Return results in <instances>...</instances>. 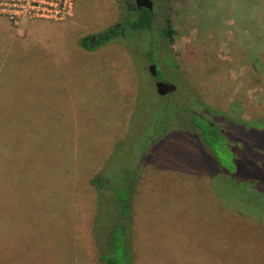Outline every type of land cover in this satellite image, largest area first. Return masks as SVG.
<instances>
[{"label":"rangeland","instance_id":"rangeland-1","mask_svg":"<svg viewBox=\"0 0 264 264\" xmlns=\"http://www.w3.org/2000/svg\"><path fill=\"white\" fill-rule=\"evenodd\" d=\"M152 1L144 33L127 24L134 0H76L61 22L0 16V264H100L129 177L134 264H264V169L243 156L264 139L226 118L235 136L204 140L192 95L264 129V0ZM151 63L175 92L157 93Z\"/></svg>","mask_w":264,"mask_h":264},{"label":"trees","instance_id":"trees-1","mask_svg":"<svg viewBox=\"0 0 264 264\" xmlns=\"http://www.w3.org/2000/svg\"><path fill=\"white\" fill-rule=\"evenodd\" d=\"M154 22V13L153 11L147 9V8H141L140 9V15L136 17V19H132L127 22L129 23L130 28L133 30V32H140L144 33L147 30L151 29ZM124 25L116 24L113 27V32L110 33L109 31L106 32L107 39L103 34L100 35V38L96 41V43L91 41V38L85 37L83 40V45L87 49H94L96 46L100 45L102 42H107L118 34L117 31L121 30L122 34H124ZM123 27L122 29L120 27ZM160 33L164 36H166L169 40V43H172L174 41V37L176 36V30L172 24V19L167 18L165 22V26L161 29ZM261 43L257 46H260ZM263 45V44H262ZM168 46V44H167ZM264 46V45H263ZM258 49H260L258 47ZM261 50V49H260ZM168 51V50H167ZM166 59H164L168 64H176L178 66V63L173 59V55H171L168 51L165 55ZM192 95L196 96L195 101L200 102V106H204V112L198 113V115H194L195 118L200 119L203 123L202 126H199V128L202 130V136L205 140L208 139V136H213V138L217 140H226L227 138L234 135L233 128H228L226 124L222 122V119H229V121L232 124H235L237 128L243 129L245 132H256L260 133L264 139V129L260 128H251L248 127L245 123H242L230 116H227L225 114H221L217 110H212L211 108L207 107L204 102H202L198 95L193 93ZM190 110L191 112H197L198 108ZM212 112L213 116L215 117V121L207 119L208 113ZM207 114V115H206ZM216 121L220 124V127L216 123ZM235 122V123H234ZM228 133V137H225L224 134ZM244 138V136H243ZM244 142H247L251 145L249 146L252 151H254L257 146L252 143L251 140L243 139ZM234 139H238L234 138ZM262 149L263 153H260L259 156H255L250 152L248 148H245V151L248 153H244L243 156H246L252 165L254 167H261L264 169V148ZM249 155V156H248ZM256 165V166H255ZM261 180L264 181V176L260 177ZM128 183V184H127ZM95 187L98 188L100 183V179L95 180L94 182ZM126 188H119L116 191V197L114 198L116 201L115 209L113 218H115V222L113 223L112 227L107 230V234L103 237L99 238L97 237V244L99 246L98 251V259L100 264H134V253H133V244H134V236L135 231L131 228V222H132V211L134 206V198L137 193V190L139 188V184L137 183V177L132 179L129 177V180L126 182L125 185ZM122 190V191H120ZM101 242V245L99 244Z\"/></svg>","mask_w":264,"mask_h":264},{"label":"built area","instance_id":"built-area-1","mask_svg":"<svg viewBox=\"0 0 264 264\" xmlns=\"http://www.w3.org/2000/svg\"><path fill=\"white\" fill-rule=\"evenodd\" d=\"M76 0H0V16L14 23L23 19L63 21L74 15Z\"/></svg>","mask_w":264,"mask_h":264},{"label":"water","instance_id":"water-1","mask_svg":"<svg viewBox=\"0 0 264 264\" xmlns=\"http://www.w3.org/2000/svg\"><path fill=\"white\" fill-rule=\"evenodd\" d=\"M136 6L138 8H147L151 11H153V7H154V3L152 0H136ZM150 72L154 75L157 76L158 72H157V67L154 64H151L149 66ZM156 89L157 92L161 95V96H165L167 94L173 93L177 90V85L173 84V83H167L164 81H157L156 82Z\"/></svg>","mask_w":264,"mask_h":264},{"label":"flooded vegetation","instance_id":"flooded-vegetation-1","mask_svg":"<svg viewBox=\"0 0 264 264\" xmlns=\"http://www.w3.org/2000/svg\"><path fill=\"white\" fill-rule=\"evenodd\" d=\"M131 4L134 5V8H138V7L136 6V0H134V2H131ZM138 9H141V8H138ZM119 25H120V24H119ZM120 28L122 29L123 27L121 26ZM107 31H109L110 33H114V32H113V28H109ZM107 31H106V32H107ZM120 31H121V30H120ZM106 32H104L103 35H104L105 38L107 39V34H106ZM117 32H118V31H117ZM95 38H96V37H92V38H91V41L94 42V43H96V41H97V40H95ZM151 64H152V63H151ZM151 64H150V65H151ZM150 65H149V66H150ZM158 70H159V69L157 68V72H158ZM149 71H150V69H149ZM150 73H151V72H150ZM151 74H152V73H151ZM152 75H153V74H152ZM153 76H154V75H153ZM158 76H159V73H158L157 76H154V77L157 78V81L159 80V77H158ZM157 81H156V82H157ZM155 86H156V85H155ZM156 91H157V89H156ZM157 93H158V92H157ZM158 94H159V93H158ZM167 95H168V94H167Z\"/></svg>","mask_w":264,"mask_h":264},{"label":"crops","instance_id":"crops-1","mask_svg":"<svg viewBox=\"0 0 264 264\" xmlns=\"http://www.w3.org/2000/svg\"><path fill=\"white\" fill-rule=\"evenodd\" d=\"M75 10H76V7H75ZM74 15H75V12H74ZM74 15H73V16H74ZM73 16H72V17H73ZM72 17H70V18H72ZM7 19H8V18H7ZM8 20H9V19H8ZM29 20H30V19H29ZM9 21H10V20H9ZM23 21H24V19H23ZM63 21H64V20H63ZM10 22H12V21H10ZM51 22H61V21H51ZM19 23H22V20H21Z\"/></svg>","mask_w":264,"mask_h":264}]
</instances>
